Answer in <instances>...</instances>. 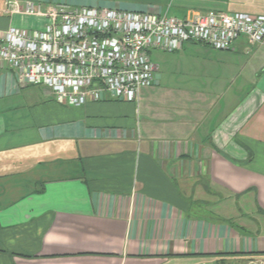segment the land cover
I'll list each match as a JSON object with an SVG mask.
<instances>
[{
	"label": "crops",
	"instance_id": "1",
	"mask_svg": "<svg viewBox=\"0 0 264 264\" xmlns=\"http://www.w3.org/2000/svg\"><path fill=\"white\" fill-rule=\"evenodd\" d=\"M32 1L182 19L264 16V0ZM44 24L0 14V31ZM191 46L214 59L202 80L168 91L157 73L138 103L67 107L0 69V264L264 259L246 256L264 254V43L241 39L215 56L204 44L183 50Z\"/></svg>",
	"mask_w": 264,
	"mask_h": 264
},
{
	"label": "built area",
	"instance_id": "2",
	"mask_svg": "<svg viewBox=\"0 0 264 264\" xmlns=\"http://www.w3.org/2000/svg\"><path fill=\"white\" fill-rule=\"evenodd\" d=\"M0 14L45 20L41 30L0 31V69L12 71L22 87H44L57 104L72 108L108 100L138 103L156 83L153 52L175 53L189 43L217 51H230L241 39L264 43V16L242 13L182 19L167 12L4 0Z\"/></svg>",
	"mask_w": 264,
	"mask_h": 264
},
{
	"label": "rangeland",
	"instance_id": "3",
	"mask_svg": "<svg viewBox=\"0 0 264 264\" xmlns=\"http://www.w3.org/2000/svg\"><path fill=\"white\" fill-rule=\"evenodd\" d=\"M61 4H66L61 2ZM68 5V4H67ZM203 47V46H202ZM212 49V48H211ZM209 49L213 56L217 54L216 50ZM153 62L158 65L159 71L157 72L161 75V87L162 89H173L172 91H186L190 90L187 89L188 85L191 84V81H196L197 83L200 82L202 79L199 72L202 65L206 63V61L211 60L214 62L212 56L206 55L204 52H199L193 46L189 49V47L182 52H175V53H164V52H153L152 55ZM196 77H191V76ZM198 78V79H197ZM193 82V83H196ZM200 191V189H199ZM197 199H201V194L196 196ZM218 200L215 197L207 196V200L203 201L204 205L208 203L210 207H214ZM198 203L200 200L197 201ZM196 203V201L194 202ZM209 214V213H208ZM221 264H264L263 258H256L253 262L251 261H234L229 263H221Z\"/></svg>",
	"mask_w": 264,
	"mask_h": 264
},
{
	"label": "trees",
	"instance_id": "4",
	"mask_svg": "<svg viewBox=\"0 0 264 264\" xmlns=\"http://www.w3.org/2000/svg\"><path fill=\"white\" fill-rule=\"evenodd\" d=\"M264 254L262 253H256V254H253V255H246V256H250V257H261L263 256ZM217 257H226L228 255H216ZM232 256V255H231ZM234 256H238V255H234ZM239 256H244V255H239Z\"/></svg>",
	"mask_w": 264,
	"mask_h": 264
}]
</instances>
